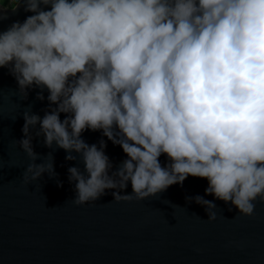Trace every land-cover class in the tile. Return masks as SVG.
Returning <instances> with one entry per match:
<instances>
[{
  "label": "clouds",
  "instance_id": "clouds-1",
  "mask_svg": "<svg viewBox=\"0 0 264 264\" xmlns=\"http://www.w3.org/2000/svg\"><path fill=\"white\" fill-rule=\"evenodd\" d=\"M22 2L33 14L0 31V68L24 98L39 88L43 100L47 89L50 102L43 117L23 114L25 181L56 175L51 153L35 162L39 124L45 146L82 157L83 171L68 168L77 205L106 190L115 201L145 200L189 175L241 215L264 202V0ZM85 130L126 157L114 167L107 141L89 144ZM186 200L217 218L215 200Z\"/></svg>",
  "mask_w": 264,
  "mask_h": 264
},
{
  "label": "water",
  "instance_id": "water-1",
  "mask_svg": "<svg viewBox=\"0 0 264 264\" xmlns=\"http://www.w3.org/2000/svg\"><path fill=\"white\" fill-rule=\"evenodd\" d=\"M18 2L0 5V31L33 14ZM39 91L32 88L24 98L14 76L0 68V264H264V202L257 198L253 214L241 215L205 194L206 178L189 175L145 200L115 201L114 190H106L96 202L77 205L68 168L83 171L82 157L73 152L76 159L67 160L65 149L45 146L43 136H35L37 124L35 162H49L51 153L56 175L25 181L31 161L16 140L24 135L25 111L43 117L48 110V91L43 100ZM82 136L89 144L106 140L114 167L126 157L100 130ZM159 159L163 164L167 157ZM122 191L131 193V184ZM197 194L215 200V220H208L205 206L186 200Z\"/></svg>",
  "mask_w": 264,
  "mask_h": 264
},
{
  "label": "rangeland",
  "instance_id": "rangeland-1",
  "mask_svg": "<svg viewBox=\"0 0 264 264\" xmlns=\"http://www.w3.org/2000/svg\"><path fill=\"white\" fill-rule=\"evenodd\" d=\"M10 0H0V5H4V6H10L12 3H10Z\"/></svg>",
  "mask_w": 264,
  "mask_h": 264
},
{
  "label": "built area",
  "instance_id": "built-area-1",
  "mask_svg": "<svg viewBox=\"0 0 264 264\" xmlns=\"http://www.w3.org/2000/svg\"><path fill=\"white\" fill-rule=\"evenodd\" d=\"M15 1H18V0H10V3H13V2H15ZM10 3H9V4H10ZM8 6H9V5H8Z\"/></svg>",
  "mask_w": 264,
  "mask_h": 264
}]
</instances>
